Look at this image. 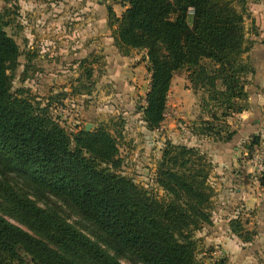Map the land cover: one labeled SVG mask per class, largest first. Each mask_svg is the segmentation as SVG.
I'll return each instance as SVG.
<instances>
[{"label":"trees","instance_id":"trees-1","mask_svg":"<svg viewBox=\"0 0 264 264\" xmlns=\"http://www.w3.org/2000/svg\"><path fill=\"white\" fill-rule=\"evenodd\" d=\"M109 10L112 37L119 47L144 50L150 83L142 106L149 129L164 120L174 74L188 71L201 92L199 134L216 141L234 135L226 117L248 106L244 57L257 35L248 34L246 0H119ZM20 55L0 20V176H20L38 192L61 198L93 224L103 247L66 220L19 197L9 186L11 211L27 227L0 213V264H122L129 255L140 264H205L196 257L193 232L211 223L212 163L197 147L167 142L157 165L158 196L121 173L116 138L103 126L68 132L48 113V105L12 91V72ZM218 111V112H217ZM196 130V129H195ZM254 137L245 144L251 150ZM264 188V174L259 177ZM231 233L252 240L240 219ZM32 233H31V232Z\"/></svg>","mask_w":264,"mask_h":264},{"label":"rangeland","instance_id":"rangeland-1","mask_svg":"<svg viewBox=\"0 0 264 264\" xmlns=\"http://www.w3.org/2000/svg\"><path fill=\"white\" fill-rule=\"evenodd\" d=\"M51 1L57 0H0V20L4 30L16 41L20 52L18 64L12 72V91L23 88L26 91L24 95L38 100L42 106L47 104L49 115L68 132H75L87 123H90L88 131L99 125L105 127L116 138L122 157L121 173L158 196L163 191L156 183L157 165L167 142L197 147L208 159L211 158L202 148L203 143H200L208 137L197 130L202 118L201 92L191 87L187 70L182 69L174 74L164 120L158 127L149 129L142 120L141 111L150 83L145 51L119 47L113 37L105 43L99 41V45L84 41L78 47L76 41L66 36L71 27V12L62 14L60 6L54 2L49 5L53 10L49 14L46 7ZM258 1L246 0L248 16L245 26L248 34L252 28L249 4ZM234 3L239 7L238 0H234ZM259 3L261 5V2L256 4ZM48 20L54 34L48 31ZM60 32L65 36L57 35ZM47 34H51L50 37ZM233 116L225 120L228 122ZM229 126L232 128L230 123ZM254 137L257 136H250L241 145L245 146ZM257 138L258 142L251 150L243 148L241 153V160L250 163L252 170L253 151L256 148L259 151L264 149V136ZM252 170L246 173V182L253 189L256 184H253ZM6 186L17 196L32 200L106 247L104 234L72 206L52 194L36 191L20 176L12 174L0 176V213L11 223L28 230L18 220L17 213L11 211ZM240 216L233 219H240L244 228L254 233L252 240L243 242L251 243L247 246L250 252L248 258L243 260L238 255L227 254L224 257V253L223 256L212 254L216 246H221L210 241L205 233L213 223L212 217L210 224L193 232L197 243L196 257L205 264H264V250L260 249L262 253H259L252 247L257 246L256 232L248 229L245 219ZM260 244L264 247V241ZM21 255L29 264V257L24 252ZM119 260L122 264H140L129 255H122Z\"/></svg>","mask_w":264,"mask_h":264},{"label":"crops","instance_id":"crops-1","mask_svg":"<svg viewBox=\"0 0 264 264\" xmlns=\"http://www.w3.org/2000/svg\"><path fill=\"white\" fill-rule=\"evenodd\" d=\"M54 2L60 6L62 14L71 12L69 14L71 27L69 32H66V36L76 41L78 47L84 41L99 45V41L105 43L112 40L109 10L111 9L113 14L119 17L125 9L119 0H57ZM54 2L47 4L46 9L49 14L53 11L49 5ZM258 2H261V5L256 4ZM258 2L249 4V11L252 13L250 23L254 19L257 35L252 34L253 45L244 54V57L251 61L253 68L252 72L246 74L245 89L249 107L235 114L228 121L235 132L230 140L215 141L208 137L200 142L203 143L202 148L211 156L212 170L209 180L214 188L211 207L213 223L209 225L205 233L210 241L221 245L216 246L215 250L220 249L224 257L227 254L238 255L243 260L250 255L247 246L251 243L241 242L229 229V221L240 214V218L245 219L247 228L254 229L256 232L257 246L252 247L259 253H262L260 249L264 250L260 244L264 241V188L259 184V180L253 181L256 185L253 189L250 188V183L246 182L248 179L246 176L248 171L252 170V165L244 159L241 160L243 148L246 149L241 144L250 136H264V1ZM60 16L61 13L58 17ZM47 24L49 27V20ZM48 31L54 34L51 28ZM51 34L47 36L50 37ZM57 35L65 36L61 32ZM245 211L247 212L244 213ZM252 213L253 216L250 217Z\"/></svg>","mask_w":264,"mask_h":264},{"label":"built area","instance_id":"built-area-1","mask_svg":"<svg viewBox=\"0 0 264 264\" xmlns=\"http://www.w3.org/2000/svg\"><path fill=\"white\" fill-rule=\"evenodd\" d=\"M251 161L253 162L252 177L254 181H257L259 180L258 177L264 174V149L259 151V149L256 148L252 153ZM214 254L223 256V252L220 249L215 250Z\"/></svg>","mask_w":264,"mask_h":264},{"label":"water","instance_id":"water-1","mask_svg":"<svg viewBox=\"0 0 264 264\" xmlns=\"http://www.w3.org/2000/svg\"><path fill=\"white\" fill-rule=\"evenodd\" d=\"M89 125H90V123H87V124L85 125V130H86V131L89 130Z\"/></svg>","mask_w":264,"mask_h":264}]
</instances>
